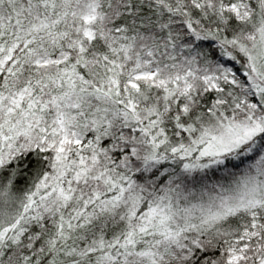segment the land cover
Returning <instances> with one entry per match:
<instances>
[{"label":"snow or ice","instance_id":"obj_1","mask_svg":"<svg viewBox=\"0 0 264 264\" xmlns=\"http://www.w3.org/2000/svg\"><path fill=\"white\" fill-rule=\"evenodd\" d=\"M0 264H264V0H0Z\"/></svg>","mask_w":264,"mask_h":264}]
</instances>
